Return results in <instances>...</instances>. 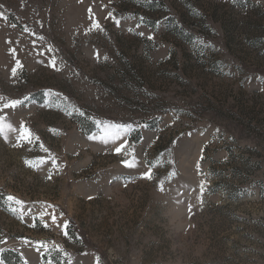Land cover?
Instances as JSON below:
<instances>
[{"label": "rangeland", "instance_id": "374dc122", "mask_svg": "<svg viewBox=\"0 0 264 264\" xmlns=\"http://www.w3.org/2000/svg\"><path fill=\"white\" fill-rule=\"evenodd\" d=\"M0 125L3 264H264V0H0Z\"/></svg>", "mask_w": 264, "mask_h": 264}, {"label": "snow or ice", "instance_id": "6c2138e0", "mask_svg": "<svg viewBox=\"0 0 264 264\" xmlns=\"http://www.w3.org/2000/svg\"><path fill=\"white\" fill-rule=\"evenodd\" d=\"M115 23L117 24V26H119L120 24V21L119 20H116ZM95 27L96 28H99L100 27V24L97 22L95 24ZM141 36H143L144 34L143 33H140ZM154 37H149V39H153ZM51 66L53 68L56 67V60L55 58L52 59L51 61ZM15 72V70H13ZM49 95H51V90H49ZM18 103H21V101H17V100H12L10 102V104L6 105V107H14L16 106ZM74 110V108L72 109ZM69 111V114H71V111ZM98 123H100L98 121ZM11 127V126H10ZM129 128H131V125L130 124H109V125H106L105 129H104V135L100 137L101 140H103L105 143L108 142L109 139H111L112 141H116L118 139H120L121 137V134L122 132H126ZM4 132V128H3V125H0V133H3ZM31 137H32V132L31 130L25 126L21 132V135H20V139L21 140H24V141H31ZM92 139H96V137H92ZM124 147V145L122 144L121 147H117L115 149V151L117 153H120L122 148ZM123 163H125L127 166L129 167H132V165L128 164V162L125 160L123 161ZM143 176L148 178V179H152V170L149 169L147 172L143 173ZM160 187H161V190H163V181L160 182ZM204 191V188H203V185H201V193H203ZM16 198L13 197V196H9L8 197V201H13L15 200ZM16 203L18 204H22L23 202L22 201H19L17 200ZM13 211H16V209H12ZM53 219H55V217H53ZM0 264H3L2 261H0Z\"/></svg>", "mask_w": 264, "mask_h": 264}, {"label": "trees", "instance_id": "16d2710c", "mask_svg": "<svg viewBox=\"0 0 264 264\" xmlns=\"http://www.w3.org/2000/svg\"><path fill=\"white\" fill-rule=\"evenodd\" d=\"M5 14L7 15V17H9V19L15 23L16 25L22 27V21H20L15 15H13L11 12H5ZM4 195L3 193V190L0 189V201H1V198H3L2 196ZM16 257H17V261H19L21 264H22V259L21 257L18 255V254H15ZM12 253L11 252H4L2 257L3 259L8 262V264H20V263H13L12 262Z\"/></svg>", "mask_w": 264, "mask_h": 264}]
</instances>
